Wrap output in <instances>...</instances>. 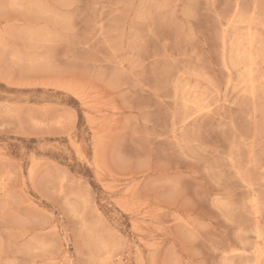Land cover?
I'll use <instances>...</instances> for the list:
<instances>
[{"label": "rangeland", "instance_id": "obj_1", "mask_svg": "<svg viewBox=\"0 0 264 264\" xmlns=\"http://www.w3.org/2000/svg\"><path fill=\"white\" fill-rule=\"evenodd\" d=\"M0 264H264V0H0Z\"/></svg>", "mask_w": 264, "mask_h": 264}, {"label": "bare ground", "instance_id": "obj_2", "mask_svg": "<svg viewBox=\"0 0 264 264\" xmlns=\"http://www.w3.org/2000/svg\"><path fill=\"white\" fill-rule=\"evenodd\" d=\"M228 25H229V24H228ZM245 48H246V47H245ZM252 141H253V140H252ZM30 174H31V173H30ZM253 199H254V198H253ZM251 201H252V200H251ZM251 201H250V202H251ZM252 204H254V203H252ZM255 217H256V216H255ZM256 235H257V234H256ZM256 235H255V236H256ZM258 262H259V261H258Z\"/></svg>", "mask_w": 264, "mask_h": 264}]
</instances>
